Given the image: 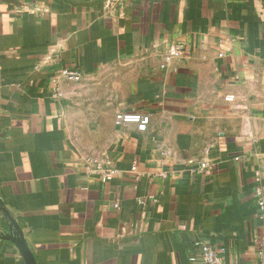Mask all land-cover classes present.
I'll return each mask as SVG.
<instances>
[{"label":"crops","instance_id":"1","mask_svg":"<svg viewBox=\"0 0 264 264\" xmlns=\"http://www.w3.org/2000/svg\"><path fill=\"white\" fill-rule=\"evenodd\" d=\"M106 2L0 0V201L36 264H201L196 242L259 264L264 0ZM63 68L85 76L55 100ZM124 112L147 131L116 126ZM90 158L118 173L102 183ZM0 264H24L2 239Z\"/></svg>","mask_w":264,"mask_h":264},{"label":"built area","instance_id":"2","mask_svg":"<svg viewBox=\"0 0 264 264\" xmlns=\"http://www.w3.org/2000/svg\"><path fill=\"white\" fill-rule=\"evenodd\" d=\"M118 0H107V6L111 7V4L117 2ZM221 56V54H219ZM173 57L180 58V59H188L189 52L183 46H169L168 50L166 51V56L164 58L165 62H169V60ZM85 75L77 70H72L68 68H63L60 71L56 72L54 75L50 77V82L52 84L51 96L53 99L58 100L62 95L59 89V84L61 82L71 83V84H78L82 81ZM114 123L118 127H126V126H134L138 133H145L147 131L148 125L150 123V116L146 113H134V112H124V113H117L114 118ZM188 165L190 166V171L197 172L200 174L208 175L211 172L212 166L207 161H197L192 162L189 161ZM87 171L89 174H94L98 176L102 183H106L110 180L114 175L118 173V169L115 168L109 161L105 163L98 162L95 159H88L86 160ZM131 174L139 175L137 171L136 165H133L130 169ZM158 178L165 179L167 174L165 172H160L156 175ZM257 187L254 190V198L256 200V205L258 210L260 211L259 214L262 215L264 210V199L262 189L259 184V175L256 178ZM156 202V198L154 197H147L146 199H137L139 204H144V202ZM114 209H119V203L115 202L113 204ZM195 246L198 248L199 251V258L201 264H228L223 259L224 250H216L212 248L210 245L204 242H196ZM259 264H264V258L262 254L259 253Z\"/></svg>","mask_w":264,"mask_h":264},{"label":"water","instance_id":"3","mask_svg":"<svg viewBox=\"0 0 264 264\" xmlns=\"http://www.w3.org/2000/svg\"><path fill=\"white\" fill-rule=\"evenodd\" d=\"M0 213L5 219L7 224V232L0 234V239L9 242L19 252L24 264H36L33 253L31 252L25 238L22 229L17 224L15 219L9 214L3 203L0 201Z\"/></svg>","mask_w":264,"mask_h":264},{"label":"rangeland","instance_id":"4","mask_svg":"<svg viewBox=\"0 0 264 264\" xmlns=\"http://www.w3.org/2000/svg\"><path fill=\"white\" fill-rule=\"evenodd\" d=\"M74 132H75V130H74ZM79 135H76V132L75 133H72V137H74V139L78 142V137ZM105 136H103V138H104ZM81 138H82V140H86V139H89L90 138V136H85V135H81Z\"/></svg>","mask_w":264,"mask_h":264},{"label":"trees","instance_id":"5","mask_svg":"<svg viewBox=\"0 0 264 264\" xmlns=\"http://www.w3.org/2000/svg\"><path fill=\"white\" fill-rule=\"evenodd\" d=\"M5 219L2 217V216H0V226L1 227H4L5 226Z\"/></svg>","mask_w":264,"mask_h":264}]
</instances>
